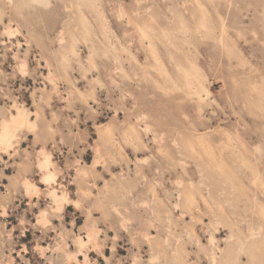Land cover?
Here are the masks:
<instances>
[{
    "label": "rangeland",
    "instance_id": "obj_1",
    "mask_svg": "<svg viewBox=\"0 0 264 264\" xmlns=\"http://www.w3.org/2000/svg\"><path fill=\"white\" fill-rule=\"evenodd\" d=\"M0 264H264V0H0Z\"/></svg>",
    "mask_w": 264,
    "mask_h": 264
}]
</instances>
